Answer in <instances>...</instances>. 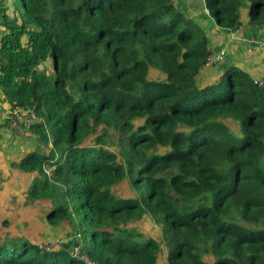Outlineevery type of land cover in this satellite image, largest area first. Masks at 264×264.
Returning <instances> with one entry per match:
<instances>
[{"label": "trees", "instance_id": "1", "mask_svg": "<svg viewBox=\"0 0 264 264\" xmlns=\"http://www.w3.org/2000/svg\"><path fill=\"white\" fill-rule=\"evenodd\" d=\"M204 3L225 30L243 9L264 26V0ZM211 47L175 0H0L1 102L35 110L47 149L9 167L70 230L48 248L5 236L0 264H85L74 248L95 264H264V77L229 65L201 83ZM145 215L160 236L134 225Z\"/></svg>", "mask_w": 264, "mask_h": 264}, {"label": "rangeland", "instance_id": "2", "mask_svg": "<svg viewBox=\"0 0 264 264\" xmlns=\"http://www.w3.org/2000/svg\"><path fill=\"white\" fill-rule=\"evenodd\" d=\"M245 13L246 11L243 9L241 14ZM52 63V59L49 58L47 62L41 63L38 68L51 72ZM2 117L4 115L0 113V162L6 161L5 164L9 165L11 161L18 160L21 155L32 148L47 150L42 145H38L37 136L30 131L26 132L24 137H19L14 131L6 128V125L2 123L4 122ZM30 137L35 140L30 139ZM130 188L127 180L121 188V193H131ZM27 189L28 180L25 177H20L18 171L12 170L10 167L2 170L0 167V240L5 236H22L39 245L52 244L54 246L60 242H65L67 234L70 232L68 225L66 223L58 226L48 224L45 219V204L25 202ZM134 225L139 226L147 236H160V226L153 222L149 216L146 217L145 215L142 220ZM205 259L209 263L212 260L207 257Z\"/></svg>", "mask_w": 264, "mask_h": 264}, {"label": "crops", "instance_id": "3", "mask_svg": "<svg viewBox=\"0 0 264 264\" xmlns=\"http://www.w3.org/2000/svg\"><path fill=\"white\" fill-rule=\"evenodd\" d=\"M175 2L183 8L188 16L195 19L203 26V29L208 36L209 44L213 46L215 50L220 48L226 49L225 57L222 62L210 67L204 66L203 71L199 75L201 83H207L214 80V78L222 72L223 68L229 65L240 67L257 81L263 79L264 49L245 41L244 38L250 40L253 36H264V26L257 31L253 30V28L247 24V14L245 13L243 15L241 14L242 24L239 26V31L234 33L217 26L213 20L207 16L204 0H175ZM4 108H7V106L1 102L0 95L1 114H3ZM2 118L4 119V117ZM30 139H33V137H30ZM31 150L34 149L32 148ZM0 163L1 168L2 166L6 167V169L7 167L9 168V165L5 164L6 161ZM19 173L20 177H25L26 180H28L29 185L31 176L26 173ZM158 264H167L164 255H160Z\"/></svg>", "mask_w": 264, "mask_h": 264}, {"label": "built area", "instance_id": "4", "mask_svg": "<svg viewBox=\"0 0 264 264\" xmlns=\"http://www.w3.org/2000/svg\"><path fill=\"white\" fill-rule=\"evenodd\" d=\"M206 13H208V10L206 9ZM239 31V27L235 30H232V32L236 33ZM245 41L250 42L251 44H254L260 48L264 49V36L261 37H251L250 40L247 38H244ZM226 49L220 48L218 50H215L214 47L209 48L208 55L205 59V66L210 67L216 64H219L221 61H223L225 57ZM4 119L7 120V125L9 130L14 131L19 137H24L25 133L30 131V128L33 124H36L40 121L39 116L35 112L33 108L28 109H10V108H4ZM45 172L48 174L49 170H45ZM45 247H52L53 245H42ZM73 253L75 256H79L85 264H95L85 253H79L78 248H74Z\"/></svg>", "mask_w": 264, "mask_h": 264}]
</instances>
